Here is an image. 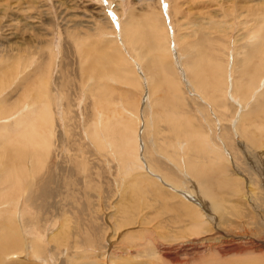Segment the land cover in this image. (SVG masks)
<instances>
[{"label": "rangeland", "instance_id": "obj_1", "mask_svg": "<svg viewBox=\"0 0 264 264\" xmlns=\"http://www.w3.org/2000/svg\"><path fill=\"white\" fill-rule=\"evenodd\" d=\"M152 17L158 29L147 27ZM144 18L150 22L146 24ZM119 20L124 21V29L129 28L125 36L132 33L134 40L119 37ZM144 24L149 31L153 29L156 45L149 46L150 42L139 38ZM256 26V39L248 38ZM258 35L264 38V0H0V99L6 101L0 118L14 114L22 104L33 102L35 109L56 90L55 107H51L53 124L43 136L47 146L14 161L4 162L0 157V194L6 195L0 200V235L7 231L1 211L19 202L20 223L16 221L23 232L22 241H26L22 242L23 252L12 249L0 254V264H46L48 254L53 264H264V108L244 112L238 97L225 96L226 84L222 83L225 102L221 104L226 103V109L212 106L213 112L190 92L180 76L183 72L191 79L189 71L195 58L191 50L198 47L207 53L216 49L213 55L223 68L233 60L237 65L248 60L260 68L258 75L250 74L243 88L238 86L248 99L260 75L264 80V50L259 49L258 62L255 56H245L248 41L257 42ZM108 44L111 47L106 48ZM152 46H157L158 52ZM50 54L57 57L55 66L50 65ZM136 55L141 58L145 78L136 79L128 58ZM158 57L161 65L156 63ZM167 62L171 66H166ZM160 67H166L164 72ZM243 67L239 64L234 73L239 81ZM160 73L172 82L165 80L167 77V82H162L165 76ZM147 79L158 113L153 120H160L158 124L153 121L156 129L141 107L142 83ZM62 86L64 90L59 89ZM122 98L128 111L139 118L129 114L110 120L102 131L112 134L116 141L117 150L110 153L94 139L92 127L97 109L112 110L113 103ZM239 113L244 116L241 121ZM122 118L125 127L120 123ZM124 132L134 134L127 137ZM122 140L127 146L132 143L129 151ZM178 140H186L191 146L187 158L180 154ZM209 146L228 159L220 160V171L210 165L213 158ZM121 148L129 155L122 154ZM134 154L143 171L132 164ZM147 155L151 159L144 157ZM128 156L135 157L127 160L132 167L122 165ZM15 164L21 171L16 177L12 174ZM148 166L157 168V175ZM3 175L8 176L6 181H2ZM33 248L40 254L38 261ZM67 256L72 262L67 263Z\"/></svg>", "mask_w": 264, "mask_h": 264}, {"label": "bare ground", "instance_id": "obj_2", "mask_svg": "<svg viewBox=\"0 0 264 264\" xmlns=\"http://www.w3.org/2000/svg\"><path fill=\"white\" fill-rule=\"evenodd\" d=\"M145 17H149V16H145ZM117 19V18H116ZM148 19H150L151 21H152V24H154L155 23V21H153V17L152 18H148ZM125 20V19H124ZM131 21V20H130ZM144 21H146L145 20V18H144ZM163 21V20H162ZM119 22V24H121V26H119V27H117V29H118V31H119V37H122L121 39H128V40H130V39H133L134 40V38L132 37V33H129L130 35H126L125 36V33L127 34V32H125V29H127V28H125L124 29V27L122 26V23L121 22H124V21H121V20H119L118 21ZM148 22H150V21H146V24L148 23ZM127 23V22H126ZM125 23V24H126ZM128 23H129V21H128ZM128 23L126 24V26L128 25ZM145 23V22H144ZM125 24H124V26H125ZM130 24V23H129ZM146 24H144L145 26H143L142 25V27H141V31L140 32H142V30H144L143 31V34L142 33H140L139 31V33L141 34V36L139 37V38H141L142 37V40H143V38H144V42L146 43V42H150L148 45L149 46H151V45H156L155 43H156V38H152V34H153V32H152V30H148V28L149 29H151V28H153V27H156L155 26V24L154 25H152V24H148V28H146ZM256 24H258L257 22H256ZM125 26V27H126ZM153 26V27H152ZM138 27V26H137ZM134 28L135 27H133V30H134ZM157 29L159 28L158 26L156 27ZM258 26H256L249 34H248V38H250V39H256V37H257V33H258ZM129 29V28H128ZM128 29H127V31H128ZM155 29V28H154ZM164 29V28H163ZM162 29V30H163ZM147 31V32H146ZM155 31H158V30H155ZM161 31V30H160ZM159 31V32H160ZM112 32H113V30H112ZM134 32V31H133ZM150 32H152L151 33V35H150ZM155 33V32H154ZM167 33V32H166ZM158 34V33H157ZM139 35V34H138ZM168 35V34H167ZM171 35V34H170ZM160 36H161V34H160ZM138 38V37H137ZM158 38V37H157ZM162 38V37H161ZM168 38V37H167ZM207 38V37H206ZM115 39V38H114ZM205 38H203V40H204ZM127 40V41H128ZM138 40V39H137ZM150 40H153V43H152V41H150ZM167 40H169V39H167ZM202 40V41H203ZM248 40V39H247ZM246 40V41H247ZM206 42H208V43H211L212 41L211 40H205ZM123 42V41H122ZM125 42V41H124ZM137 42V41H136ZM135 42V43H136ZM165 42V40L163 41V43ZM168 42V41H167ZM175 42V41H174ZM106 43V42H105ZM111 43V42H110ZM131 43H132V41H131ZM131 43H129V44H131ZM138 43H139V41H138ZM198 43H201L200 42V39H199V41H198ZM198 43H197V45H198ZM248 43L250 44V45H247V46H249L248 47V51L246 52V55L245 56H248V57H250V56H255V57H257V62H258V60H259V58H260V56H259V49L260 48H262V50H264V38H263V36H259L258 35V38H257V42H254L253 40L252 41H248ZM98 44V43H97ZM128 44V43H127ZM158 44V43H157ZM161 44V43H160ZM164 44H166V43H164ZM168 44V43H167ZM188 44V43H187ZM203 44V43H202ZM201 44V45H202ZM212 44V43H211ZM99 45V44H98ZM120 45V44H119ZM146 45V44H145ZM169 45V44H168ZM189 45V44H188ZM195 45V44H194ZM205 45H208V44H205ZM210 45V44H209ZM149 46H147V47H149ZM165 46V45H164ZM167 46V45H166ZM185 46H187V45H185ZM190 46V45H189ZM213 46V45H212ZM109 47H111V45L110 44H108V46H106V48H109ZM143 47V46H142ZM153 48H156V47H154V46H152ZM170 47V46H169ZM209 47V46H208ZM119 48V47H118ZM145 48H146V46H145ZM150 48V47H149ZM153 48H151V50H150V52H153L154 51V49ZM182 48H184V47H182ZM186 48H189V47H186ZM185 48V49H186ZM111 49H114V52L117 50V46L114 48V46H113V48H111ZM125 49H127V48H125ZM152 49H153V51H152ZM157 49V52H158V47L156 48ZM156 49H155V51H156ZM208 49V48H207ZM51 50V49H50ZM177 50H179L178 48H177ZM209 50V49H208ZM211 50V49H210ZM216 49H214V51H215ZM261 50V51H262ZM118 51H120V49L118 50ZM180 51V50H179ZM189 51H190V49H189ZM214 51H209V52H207V53H203L202 51H200L199 50V48L198 47H195L194 49H193V51L191 50V52H193L192 53V55L191 56H193V54H194V59H193V62L191 63V64H193L192 65V67H191V69H192V71L190 70L189 72H190V74H192L191 75V79L190 78H188V76L185 74V73H183V72H180L181 74H180V76L182 77V79H183V81L185 82V85L190 89V92L193 94V95H196L198 98H199V100L202 98L203 99V102L205 101V103L204 104H208V106H209V108H212V106L213 107H215L216 109H226V106H224V104H226V103H223V105L221 104V102H222V100L224 101V93H223V91L225 90V96H226V93L227 94H231L232 95V97L233 98H235V97H238L240 100L238 101V106H240V108L241 109H244V112H245V110H249V113L251 112V111H253V112H258V111H260L262 108H264V80H262V79H260L261 78V76L262 75H260V78L259 79H257L256 81H257V84H256V82H255V88H254V90H252L253 89V87L251 88V91L252 92H250V96H249V98L248 99H245L244 97H245V93H244V90H242L241 88H243L245 85H246V83L248 82V79H249V76H250V74L252 73V74H254V75H258L259 74V69L260 68H258V67H256L255 65H256V63H253V65L254 66H252L251 65V62L250 61H248V60H246V61H241V63L239 62L238 63V65L239 64H241V65H244L245 67H243L241 70L242 71H240V81L236 78V77H234V73L236 72V68H237V62L236 61H228V62H230V65L228 66V65H226L225 64V68H223L222 66V63H221V61L220 60H218L216 57H217V55H216V57H214V55H213V52ZM216 51H218V50H216ZM50 52V51H49ZM117 52V51H116ZM171 52V51H170ZM183 53H184V51H182ZM191 52H189L188 53V51H187V53L188 54H191ZM220 52V51H219ZM53 53V52H52ZM85 53V52H84ZM87 53H90V52H87ZM86 53V54H87ZM94 53V52H93ZM122 53H123V51H122ZM122 53H121V55H122ZM172 53V52H171ZM231 53V52H230ZM95 54V53H94ZM107 54V53H106ZM109 54H111V53H109ZM115 54V53H114ZM124 54V53H123ZM126 54H128V53H126ZM185 54H186V50H185V53H184V56H185ZM85 55V54H84ZM92 55V54H91ZM99 55V54H98ZM105 55V54H104ZM108 55V54H107ZM112 55H113V53H112ZM155 55H159V56H162V55H160L159 53L158 54H156L155 53ZM50 57H49V62H50V65H52V66H55V58H57V57H55L56 55H53V54H50L49 55ZM88 56V55H87ZM101 56V55H100ZM106 56V55H105ZM109 56V55H108ZM123 56V55H122ZM189 56V55H188ZM232 56V55H231ZM46 57V56H45ZM85 57V56H84ZM89 57H90V55H89ZM107 57V56H106ZM233 57V56H232ZM235 57H236V55H235ZM100 58V57H99ZM103 58V59H102ZM114 58H116V56L114 57ZM128 58H130V60H131V62H132V64H133V66H134V68L133 69H135V71H136V79H139L138 77H141L142 78V73H144L143 72V68H142V62H141V58L138 56V55H136L135 56V58L133 59L131 56H129ZM153 58H154V55H153ZM162 58V57H161ZM219 58V57H218ZM224 58V57H223ZM237 58V57H236ZM48 59V58H47ZM101 59L102 60H104L105 58L104 57H101ZM100 59V60H101ZM155 60H156V57L154 58ZM158 59V61L156 62V63H159L160 64V62H161V60H160V62H159V57L157 58ZM174 59V58H173ZM221 59V58H220ZM233 59H235V58H233ZM153 60V59H152ZM163 60V59H162ZM236 60V59H235ZM176 61V60H175ZM175 61H174V64H175ZM184 61H186L185 59H184ZM90 62V61H89ZM110 62V61H109ZM163 62V61H162ZM166 62V61H165ZM91 63V62H90ZM98 63H100L99 62V60H98ZM97 63V64H98ZM103 63V62H102ZM154 63V62H153ZM187 63V62H186ZM112 64H113V62H112ZM166 64V63H165ZM170 65L171 66V63L169 62H167V64H166V66L167 65ZM188 64V63H187ZM186 64V65H187ZM264 64V63H263ZM156 65V64H155ZM161 65V64H160ZM162 65H163V63H162ZM95 66V65H94ZM108 66V65H107ZM109 67V66H108ZM156 67V66H155ZM154 66H153V68H155ZM158 67H159V65H158ZM169 67V66H168ZM173 67V66H172ZM25 68V67H24ZM107 67L105 66V69H106ZM151 68V67H150ZM161 68V67H160ZM170 68V67H169ZM168 68V69H169ZM179 68V67H178ZM182 68V67H181ZM264 67H262V69H263ZM103 69V68H102ZM101 69V70H102ZM162 69V68H161ZM160 69V70H161ZM164 69H166V67L164 68ZM164 69H162V72H164L163 70ZM190 69V68H189ZM223 69V70H222ZM124 70V69H123ZM171 70V69H170ZM173 70V69H172ZM158 70H156L155 72H157ZM166 71V70H165ZM184 71V70H183ZM260 71H262V70H260ZM160 72V71H159ZM173 72H176V71H173ZM158 73V72H157ZM160 74H162V73H160ZM168 74H169V71H168ZM176 74H178V72H176ZM175 74V75H176ZM189 74V75H190ZM261 74V73H260ZM51 76V75H50ZM163 76H165L164 78H162V82L163 81H165V80H168L169 81V79H168V77H167V75H164V74H162L161 75V77H163ZM102 77V76H101ZM144 77V76H143ZM167 77V78H166ZM43 78H46V77H43ZM50 78V77H49ZM51 78H52V76H51ZM51 78H50V81H49V87H50V89L52 90V80H51ZM129 78V77H128ZM145 78V77H144ZM166 78V79H165ZM179 78V77H178ZM131 79V78H130ZM161 79V78H160ZM159 79V80H160ZM165 79V80H164ZM158 80V81H159ZM189 80V81H188ZM178 81H179V79H178ZM109 82V81H108ZM111 82V81H110ZM165 82H167V81H165ZM164 82V83H165ZM169 82H172V80L171 81H169ZM168 82V83H169ZM243 83V84H241V83ZM34 83H36L35 81H34ZM157 83V82H156ZM222 83H225L226 84V87H225V89H223L222 88V86L224 85V84H222ZM143 84V90H144V94H143V103H142V106L141 107H143V114H144V111L146 112V114L148 115V117H150L151 119H150V121H149V118L147 119V121L148 122H152L153 123V119H155V118H157V116H158V113H157V109L154 107V101H152V98H151V92H150V87L149 86H151V84H150V81L147 79V82H145L144 81V83H142ZM159 84L160 83H158V84H156L157 85V87L159 86ZM172 84V83H171ZM179 84V83H178ZM240 84V85H239ZM166 85V84H165ZM168 85V84H167ZM168 86H170V85H168ZM173 86V85H172ZM171 86V87H172ZM175 86V85H174ZM225 86V85H224ZM238 86H241V88H238ZM103 87V86H102ZM101 87V88H102ZM125 87V86H124ZM160 87V86H159ZM164 86H162V88H163ZM166 87V86H165ZM165 87H164V90H165ZM182 87V86H181ZM108 88H109V86L106 88L107 90H108ZM168 89H167V91L168 90H171L169 87H167ZM176 88V87H175ZM174 88V89H175ZM179 88V87H178ZM54 89V88H53ZM60 90H64L63 89V86L61 87V88H59ZM158 89V88H157ZM161 89V88H160ZM180 89V88H179ZM178 89V90H179ZM222 89H223V91H222ZM88 90V89H87ZM163 90V89H162ZM175 90H177V89H175ZM174 90V91H175ZM177 90V91H178ZM54 91H56V90H52V92H51V99L50 98H48V100L46 101V102H40L39 104H37V107L35 108V109H33V107H34V103L33 102H31V103H27V104H22L21 105V107L20 108H18V110L14 113V114H12V115H10V116H6V117H4V118H0V157L2 158V160H4V162L6 161L5 159H9V160H13V159H16L15 157H17L18 156V158H19V156H23L24 154H26L27 152H36V151H38L39 150V148L41 147V146H44V145H46V141H45V138H43V136L44 137H46V130H47V126L50 124L51 126H52V124H53V122H52V120H53V118H52V109H51V107L52 106H54L55 107V103L53 102V100H55V92ZM177 91H176V93H177ZM106 92V91H105ZM108 92V91H107ZM106 92V93H107ZM236 92H239L240 93V95L238 94V93H236ZM175 93V92H174ZM175 93V95H177ZM180 93V92H179ZM234 93H235V95H234ZM6 94V92H4V94H3V96ZM86 94V93H85ZM96 94V93H95ZM88 95V94H87ZM93 95H94V93H93ZM230 95V96H231ZM85 96V95H84ZM66 97V96H65ZM65 97H64V100H65ZM100 97V96H99ZM188 97V96H187ZM63 98V97H62ZM93 98V97H92ZM121 98V97H120ZM189 98V97H188ZM210 98V99H209ZM244 99V100H247V101H243L242 99ZM181 99H182V97H181ZM261 99H263L262 100V102L260 103L259 102V105L258 104H256V103H258L257 101H259V100H261ZM67 100V99H66ZM66 102V101H65ZM124 102H125V100H123V98H122V100L121 101H119V102H117L116 104L115 103H113V105H114V107H113V109L112 110H109V109H105V108H102V109H97L96 110V117H95V122H94V124H93V127L92 128H94L95 129V136H94V139H96V141H99V145H102V147L103 148H105L106 150H107V152H112L113 150H115L116 149V144H115V140L113 141V139L108 135V134H103V130H105V128H107V125L110 123V120H116L117 121V116L118 117H120L121 118V116L122 115H129V114H131L130 116H132V117H134V119H136V120H138V118H139V116H138V114H134V113H132V112H129L128 110L129 109H127L126 107H125V104H124ZM174 102V104H175V100L173 101ZM178 102V101H177ZM225 102V101H224ZM19 103H21V102H19ZM179 103V102H178ZM129 104V103H128ZM180 104V103H179ZM6 105V101H5V99L4 98H2L1 97V99H0V114L1 113H3L4 112V108L6 107L5 106ZM126 105H127V103H126ZM130 105H131V102H130ZM177 105V104H176ZM182 105V104H181ZM180 105V106H181ZM227 105V104H226ZM67 106V105H66ZM128 106V105H127ZM179 106V105H178ZM232 106V105H231ZM140 107V108H141ZM189 107V106H188ZM179 108V107H178ZM197 108H199V107H197ZM162 109V108H161ZM177 109V108H176ZM227 109H228V107H227ZM136 110V109H135ZM134 110V111H135ZM202 110H203V108H202ZM212 110H213V112H214V109L212 108ZM211 110V111H212ZM258 110V111H257ZM64 111H65V107H63V108H61V112H62V115H64ZM78 111V110H77ZM131 111V110H130ZM139 111V110H138ZM137 111V112H138ZM140 111H141V109H140ZM204 111H205V109H204ZM242 111V110H241ZM177 112V113H176ZM175 113V115L177 116L178 115V111H176ZM180 112V111H179ZM238 112V111H237ZM240 112V111H239ZM247 113V112H246ZM77 114V113H76ZM174 114V113H173ZM165 115H168L167 114V112H166V114ZM56 116V115H55ZM179 116L180 115H178L177 117L179 118ZM236 116V115H235ZM238 117V120L239 121H241V119H243L244 118V116H242V113H241V115H240V113H239V115H237ZM184 116H182V118H183ZM119 118V119H120ZM146 118V117H145ZM59 119V118H58ZM123 118L121 119V121H120V123L121 122H123ZM142 120H144V117H143V119ZM156 120V119H155ZM159 120V119H158ZM157 120V121H158ZM167 120H168V118H167ZM179 120V119H178ZM185 120V119H184ZM162 121V120H161ZM172 121V120H171ZM57 122H59V121H57ZM56 122V123H57ZM159 122H160V120H159ZM158 122V123H159ZM116 123V122H115ZM119 123V126L122 124V127H125V125L123 126V123H121L120 124ZM130 123V122H129ZM144 123H146L145 121H144ZM143 123V124H144ZM151 123V125H153L154 123H155V121H154V123L152 124ZM158 123H155V124H158ZM179 123V122H178ZM182 123V122H181ZM235 123H237V122H235ZM118 124V123H117ZM116 124V125H117ZM125 124V123H124ZM137 124V123H136ZM148 124V123H147ZM146 124V125H147ZM155 124H154V128H155ZM172 124V123H171ZM170 124V125H171ZM135 125V124H134ZM146 125H144V127L146 126ZM150 125V126H151ZM83 126V125H82ZM118 126V127H119ZM129 126V125H128ZM140 126V125H139ZM179 126V125H178ZM114 127V126H113ZM117 127V126H116ZM122 127H120L119 129H121ZM136 127V126H135ZM51 128V127H50ZM139 128V127H138ZM146 128V127H145ZM147 128L149 129V126H147ZM178 128V127H177ZM125 129L126 128H124V130L123 131H125ZM147 129V130H148ZM152 129V131L151 132H153L154 130H153V128H151ZM156 129V128H155ZM169 129H170V127H169ZM53 130H54V128H53ZM113 130H115V129H113ZM112 129L110 130V131H113ZM121 130V131H122ZM127 130V129H126ZM145 131H146V129H144ZM234 130V129H233ZM89 131H91V130H89ZM121 131H118V132H121ZM129 131V130H128ZM136 131V130H135ZM138 131V130H137ZM143 131V130H142ZM85 132H86V130H85ZM114 132V134H115V131H113ZM112 132V133H113ZM117 132V131H116ZM125 132H127V131H125ZM124 132V133H125ZM232 132V131H231ZM48 133H50V131L48 130ZM122 133V132H121ZM121 133H118V135H121ZM128 133V132H127ZM131 132H129V134H130ZM117 134V133H116ZM123 134V133H122ZM129 134L128 135H126V133H125V135L128 137L129 136ZM132 135L134 134V133H131ZM117 135V136H118ZM174 135H175V133H174ZM51 136V135H50ZM91 136H93V135H91ZM90 136V137H91ZM115 136V135H114ZM117 136H116V138H117ZM122 136V135H121ZM120 136V137H121ZM140 136V135H139ZM119 137V136H118ZM123 137V136H122ZM134 137H135V135H134ZM133 137V140L135 139ZM130 138H132V136L130 137ZM154 138V137H153ZM47 139V138H46ZM115 139V138H114ZM118 139V138H117ZM116 139V140H117ZM141 139V138H140ZM119 140V139H118ZM124 140H125V138H124ZM124 140H122L123 142H124ZM130 141H132V139H130ZM129 141V142H130ZM118 142V141H117ZM137 143V140H134V143ZM140 142V141H139ZM164 142H166V141H164ZM126 143L128 144V142L126 141ZM146 143V142H145ZM174 143V142H173ZM98 144V143H97ZM118 144V143H117ZM120 144H121V142H120ZM124 144H125V142H124ZM132 144V143H131ZM131 144H128L129 146H127L126 144H125V148L127 147L128 148V150H127V148H126V151H129V149H130V145ZM144 144V143H143ZM176 144H177V148H179V152H180V154L184 157V158H187V156H188V151L191 149V146L189 145V143L186 141V140H178V142H176ZM99 145H98V147H99ZM122 145H123V143H122ZM165 145V144H164ZM174 145V144H173ZM47 146V145H46ZM118 146V145H117ZM134 146H135V144H134ZM133 146V147H134ZM146 146H147V144H146ZM156 146V145H155ZM163 146V145H162ZM118 147H120V146H118ZM124 147V146H123ZM122 147V148H123ZM136 147H137V145H136ZM135 147V148H136ZM164 147V146H163ZM42 149H43V147H41ZM121 148V149H122ZM135 148H133V149H135ZM138 148V147H137ZM136 148V149H137ZM146 148H149V147H146ZM168 148V147H167ZM170 148H172V147H170ZM176 148V146L174 145V153H176L177 151H178V149ZM120 149V150H121ZM169 149V148H168ZM209 149H210V151H211V156H212V158H213V161L211 162V166L213 165V168L214 167H216L218 170H219V163H220V160L222 161H225V160H228L227 158L226 159H223L224 158V156H223V158H221L222 157V155H223V153H222V155L218 152V151H216L214 148H212V147H210L209 146ZM117 150V149H116ZM123 151V153L122 152H120V153H122V154H126V152L124 153V149H122ZM131 150H132V148H131ZM131 150H130V152H131ZM145 150V149H144ZM133 152H134V150H132ZM136 151V150H135ZM146 151H147V149H146ZM146 151H144V152H146ZM151 151V150H150ZM149 151V152H150ZM167 151H169V150H167ZM116 152H118V151H116ZM129 152V153H130ZM148 152V151H147ZM151 152H154V151H151ZM150 152V153H151ZM115 153V152H114ZM119 153V154H120ZM155 154H157V153H159V152H154ZM136 154V153H135ZM134 154V155H135ZM147 154H149V153H147ZM160 154V153H159ZM173 154V153H172ZM33 155H38L37 153H35V154H33ZM126 155H129V154H126ZM133 154H131V156H132ZM143 155H145V154H143ZM151 155V154H150ZM149 155V156H150ZM162 155V154H161ZM164 155V154H163ZM117 156H119V155H117ZM122 157H123V155H121ZM131 156L129 157H127V159H126V162H124L122 165H124L125 163H128L127 162V160H128V158H129V160L131 159ZM137 156L138 155H135V157H136V160L134 161V163H132V164H134V166L136 167V168H139V169H137L138 171L141 169L142 171L144 170V169H142V167L143 166H141L142 164V162L140 163L138 160V158H137ZM125 157V156H124ZM135 157H132V159L133 158H135ZM144 157H146V158H150V157H148V155L147 156H144ZM153 157V159H154V156H152ZM236 157V156H235ZM21 158V161H22V157H20ZM184 158H183V162H184ZM234 158V157H233ZM121 159V158H120ZM130 160V161H133V160ZM151 159V158H150ZM124 160H125V158H124ZM128 160V161H129ZM14 161V160H13ZM15 161H17V162H19L18 160H15ZM122 161H123V159H122ZM121 161V162H122ZM148 161V160H147ZM146 161V162H147ZM156 161V160H155ZM155 161H154V163H155ZM231 161V160H230ZM238 161V160H237ZM10 162V161H9ZM74 162V161H73ZM227 162V161H226ZM11 163V162H10ZM20 163V162H19ZM35 164H38V160H36L35 162H34ZM131 163V162H130ZM8 164V163H7ZM12 164V163H11ZM18 164V163H17ZM129 164V163H128ZM127 164V165H128ZM149 164V163H148ZM245 164V163H244ZM9 165V164H8ZM126 165V164H125ZM124 165V166H125ZM130 165V164H129ZM129 165H128V167H129ZM146 165V164H145ZM225 165V164H224ZM234 165V164H233ZM31 166V165H30ZM154 166H155V164H154ZM158 165H156V167H157ZM227 166V165H226ZM32 167V166H31ZM130 167H132L131 165H130ZM146 167H147V165H146ZM149 167V166H148ZM155 167V168H156ZM241 167H243V166H241ZM122 168V167H121ZM125 168V167H124ZM123 168V170H125V171H127L126 169H124ZM126 168H127V166H126ZM150 168V167H149ZM212 168V169H213ZM235 168V167H234ZM22 169V168H21ZM127 169H129V168H127ZM134 169V168H133ZM145 169H147V168H145ZM152 171L154 170L153 168H150ZM215 169V168H214ZM248 169V168H247ZM14 171L12 172V174H13V176H15L16 174H19V173H21V171L20 170H18V167L16 166V164H15V167H14V169H13ZM28 170V169H27ZM130 170V169H129ZM132 170V169H131ZM136 170V169H135ZM140 170V171H141ZM155 170H157V168L155 169ZM155 170H154V172L153 173H155ZM2 171V170H1ZM23 171V170H22ZM31 171V170H30ZM124 171V172H125ZM151 171V172H152ZM220 171V170H219ZM238 171V170H237ZM145 173H146V171H144ZM214 172V171H213ZM216 172V171H215ZM32 173V172H31ZM127 173V172H126ZM152 173V174H153ZM157 173V172H156ZM155 173V174H156ZM29 174H30V172H29ZM141 174V173H140ZM139 174V175H140ZM147 175H148V173H146ZM155 174H153V175H155ZM31 175V174H30ZM157 175V174H156ZM217 175V174H216ZM32 176V175H31ZM149 176V175H148ZM219 176V175H218ZM16 177V176H15ZM130 177V176H129ZM158 177V176H157ZM7 178H8V176L7 175H3L2 176V181H6L7 180ZM13 178V177H12ZM161 178V177H160ZM241 178V177H240ZM14 179V178H13ZM160 180V179H159ZM162 181V180H161ZM130 182V181H129ZM128 182V183H129ZM165 182V181H164ZM163 182V183H164ZM167 183V182H166ZM187 183V182H186ZM252 183V182H251ZM40 184V183H39ZM44 184V183H43ZM47 184H48V182H47ZM127 184V183H126ZM168 184H171V183H169L168 182ZM125 185V184H124ZM165 185V184H164ZM185 185V184H184ZM187 185V184H186ZM46 186V185H45ZM172 186V185H171ZM42 187V186H41ZM44 187V186H43ZM188 187V186H187ZM174 188V187H173ZM46 189L47 188H44L43 190H42V194L45 196L46 195ZM128 190V189H127ZM183 190V189H182ZM194 190V189H193ZM41 191V189L39 190V192ZM124 191V190H123ZM122 192V191H121ZM264 192V191H263ZM124 193V192H123ZM190 194V193H189ZM123 196V195H122ZM6 197V195L3 197V195H1L0 194V200H3L4 198ZM22 198V197H21ZM122 198V197H121ZM157 198V197H156ZM30 199H33V196L31 197V198H28L27 200L29 201ZM26 200V199H25ZM198 200V199H197ZM18 201H19V197H18ZM120 201V200H119ZM258 201V200H257ZM19 202H16L15 203V205L13 206V207H9V211L7 210V209H5L3 206H5L6 204H4L3 206H2V208H4L1 212H2V214H3V217H5V228H7V231H3L5 234L4 235H0V254H6V253H10L9 252V250H17V251H19V252H23V250H22V242L24 241H22V231H19V228L20 227H18V222L17 221H19L18 219H20V217H19V214H20V212H18L19 214L17 215V209H16V207H17V205H19L18 204ZM21 204V203H20ZM203 207V206H202ZM19 208V207H18ZM18 211H21V209L20 210H18ZM194 214L195 215H197V213H195L194 212ZM194 215V216H195ZM214 216V215H213ZM204 217V216H203ZM16 219H17V221H16ZM130 220V219H129ZM25 221V220H24ZM27 221V220H26ZM124 221V220H123ZM122 221V222H123ZM19 223H20V221H19ZM126 223V222H125ZM215 226V225H214ZM27 229V228H26ZM20 230H21V228H20ZM35 231V230H34ZM2 233V232H1ZM27 234V233H26ZM25 235V234H24ZM26 238V237H25ZM33 238V237H32ZM53 238V237H52ZM24 239V238H23ZM27 239V238H26ZM51 241V240H50ZM54 241V240H53ZM24 242H26V241H24ZM49 244V243H48ZM27 249H29V248H27ZM12 250V251H13ZM77 253V256H79V257H83V258H86L85 257V255H83V256H81L82 254L81 253H78V252H76ZM33 254H34V256L36 257V258H34L33 256V258L34 259H36V261H38V257L40 256V254L33 248ZM81 254V255H80ZM11 255V254H10ZM26 255V254H25ZM3 256V255H2ZM5 256V255H4ZM17 257V256H16ZM92 257V256H91ZM74 258V256L72 257V259ZM78 258V257H77ZM105 258V257H104ZM3 259V258H2ZM67 259V260H66ZM65 260L66 261H69V262H67V263H70V262H72V260L70 261V259H69V257L67 256V258H66ZM18 260V259H17ZM31 260V259H30ZM105 261V260H104ZM44 262L46 263V264H53V261H52V257L48 254L46 257H45V259H44ZM41 263V262H40ZM108 263V262H107ZM55 264V263H54Z\"/></svg>", "mask_w": 264, "mask_h": 264}]
</instances>
